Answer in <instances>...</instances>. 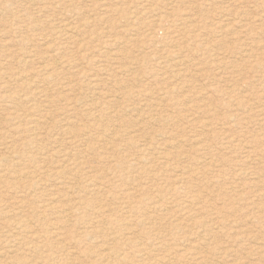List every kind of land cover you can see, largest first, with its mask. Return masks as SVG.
Masks as SVG:
<instances>
[{"label": "rangeland", "instance_id": "rangeland-1", "mask_svg": "<svg viewBox=\"0 0 264 264\" xmlns=\"http://www.w3.org/2000/svg\"><path fill=\"white\" fill-rule=\"evenodd\" d=\"M0 35V142L13 150L7 159L0 150V264H264L254 251L264 249V0H0ZM38 65L58 73L39 85L44 98L5 77L36 80ZM18 110L37 123L10 120ZM175 141L180 152L168 158ZM61 165L81 177L67 194L53 180L35 193L15 184L14 167L30 176ZM20 216L30 221L22 231ZM106 251L112 258L101 257Z\"/></svg>", "mask_w": 264, "mask_h": 264}, {"label": "bare ground", "instance_id": "bare-ground-1", "mask_svg": "<svg viewBox=\"0 0 264 264\" xmlns=\"http://www.w3.org/2000/svg\"><path fill=\"white\" fill-rule=\"evenodd\" d=\"M56 2V1H55ZM1 7H2V5H1ZM8 7V6H7ZM9 9V8H8ZM7 9V10H8ZM3 12V11H2ZM5 12V11H4ZM10 14H12V13H10ZM8 15V14H7ZM10 16V15H9ZM160 17V16H159ZM19 24V23H18ZM62 24V23H61ZM67 28V27H66ZM54 29H55V27H54ZM58 29V28H57ZM63 29V28H62ZM56 30V29H55ZM61 31L62 30H60L59 32H58V34H59V36H61ZM7 35V34H6ZM49 35V34H48ZM65 35H67V34H65ZM1 36V35H0ZM51 37H52V35H50ZM49 36V37H50ZM63 38H64V35L62 36ZM1 38V37H0ZM41 39V38H40ZM43 39V38H42ZM45 39H47V38H45ZM61 39V38H60ZM52 40H53V38H52ZM45 41V40H44ZM44 43V42H43ZM62 44V43H61ZM42 52V51H41ZM58 52H60V51H58ZM21 54V53H20ZM23 54H25V53H23ZM23 54H21V55H19L20 56V58H19V60L18 61H20L21 63H19V64H21V65H24V64H28V63H26L27 61L23 58ZM13 55V54H12ZM26 55V54H25ZM24 55V56H25ZM35 55V54H34ZM58 56V55H57ZM56 57V56H55ZM37 58H39V59H37V60H41L40 62H42V63H44L45 62V64H46V66L49 64V61H51L50 59H48V60H45V61H42V57L40 58V57H37ZM47 58V57H46ZM61 58H62V56H61ZM61 58H59V59H61ZM35 59V58H34ZM61 61V60H60ZM181 61V60H180ZM53 62V64L52 65H57V63L56 62H54V61H52ZM35 63V62H34ZM50 65V64H49ZM180 65V64H179ZM182 66L184 65V63L183 64H181ZM29 66H31V64L29 65ZM39 66V65H38ZM43 66V65H42ZM178 66V65H177ZM185 66V65H184ZM27 67V66H26ZM33 67V66H32ZM59 67V66H58ZM7 68V67H6ZM28 68V67H27ZM173 68H175V67H173ZM2 70H3V68H1ZM22 69V68H21ZM25 69V68H24ZM32 69V68H31ZM45 69V67L43 68V67H38V70L36 71L37 73L36 74H38L39 73V75H36V80H33V77L31 76V77H23V76H18V75H15V74H12V73H10V74H8V75H5V77L7 78V80L9 81V82H11V83H18V82H20V83H18V84H21L20 85V87L22 88V89H29V87L30 88H32V87H34L33 89L34 90H36V94H38V96H42L43 98H44V92L45 91H43V90H39V85H42V84H44V85H48V84H53V82L54 81H56L57 80V77H58V73L57 74H55V70H56V68L55 69H53V70H51V74L50 75H47L48 74V72H46V69ZM58 69V68H57ZM12 70V69H11ZM33 70V69H32ZM41 70H43V71H41ZM9 71V70H8ZM24 71H26V70H24ZM23 71V72H24ZM178 71V70H177ZM32 73H34V72H32ZM5 74H7V73H5ZM5 81V80H4ZM3 82V81H2ZM9 84V83H8ZM1 85V84H0ZM38 85V86H37ZM6 86H8V85H6ZM18 88V87H17ZM3 89V88H2ZM20 89V88H19ZM32 89V90H33ZM4 90V89H3ZM9 90V89H8ZM46 90V89H45ZM1 91V90H0ZM2 92V91H1ZM29 92H31V91H29ZM50 92V91H49ZM48 92V93H49ZM18 93H19V91H18ZM18 93H17V95H18ZM6 94V93H5ZM5 94H3V95H5ZM15 94V93H14ZM24 94L26 95V94H28V92L27 93H25L24 92ZM2 95V94H1ZM22 95V94H21ZM37 96V97H38ZM49 96V95H48ZM5 97V96H4ZM3 96H2V98H4ZM9 98V97H8ZM32 98H34V97H32ZM47 98V97H46ZM49 98V97H48ZM5 99V98H4ZM63 99V98H62ZM2 100V99H1ZM0 100V101H1ZM12 100H15V99H12ZM63 100H66V99H63ZM5 101V104L7 103L6 102V100H4ZM16 101V100H15ZM13 102V101H12ZM12 102L11 103H9V104H12ZM15 103V102H14ZM16 103H18V102H16ZM153 103V102H152ZM50 103H48V105H49ZM53 104V103H52ZM148 104V103H147ZM154 104V103H153ZM152 104V105H153ZM13 105V104H12ZM22 105H23V103H22ZM33 105H35V104H33ZM151 105V106H152ZM155 105V104H154ZM17 106V105H16ZM40 106V105H39ZM145 106H146V104H145ZM150 106V107H151ZM12 107V106H11ZM21 107V106H20ZM19 107V108H20ZM154 107V106H153ZM152 107V108H153ZM17 108V107H16ZM25 108H26V106H25ZM149 108V107H148ZM146 109H147V107H146ZM27 110V109H26ZM29 110V109H28ZM38 110V109H37ZM36 109H35V111H37ZM152 110V109H151ZM122 112V111H121ZM259 112V111H258ZM35 113V112H34ZM39 113V112H38ZM123 113H124V111H123ZM262 113V112H261ZM37 114V113H36ZM129 114V113H128ZM148 114V113H147ZM150 115H151V113H149ZM111 115V114H110ZM118 115H119V113H118ZM122 115V117H123V114H121ZM121 115H119V116H121ZM130 115V114H129ZM261 115V114H260ZM259 115V116H260ZM264 114H262V116H263ZM35 115L34 114H29L27 111H22V113L20 114V112H19V110H18V112H17V114L15 113V112H9L8 113V117L10 118V120H15V119H23V121H25L24 119H26L27 117H28V121H29V123H28V125L30 124V125H35L36 123H37V119L34 117ZM145 116V115H144ZM159 116V115H158ZM118 117V116H117ZM124 117H126L125 115H124ZM149 116H147V118H148ZM151 117V116H150ZM154 117H157V116H154ZM159 117H161V116H159ZM264 117V116H263ZM49 118V117H48ZM53 118V117H52ZM109 118V117H108ZM107 118V119H108ZM112 118V117H111ZM115 118V117H114ZM234 118V117H233ZM236 118V117H235ZM3 119V118H2ZM1 119V120H2ZM116 119V118H115ZM114 119V120H115ZM118 119V118H117ZM123 119V118H122ZM122 119H120V120H122ZM125 119V118H124ZM139 119V118H138ZM143 120H144V118H142ZM151 119L152 118H150V121H151ZM160 119V118H159ZM53 120V119H52ZM51 120V121H52ZM119 120V119H118ZM236 120V119H235ZM244 120V119H243ZM8 121V120H7ZM108 121H110V120H108ZM142 121V120H141ZM147 121V120H146ZM17 122V121H16ZM42 122V121H41ZM57 122V121H56ZM152 122V121H151ZM19 123V122H18ZM40 123V122H39ZM66 123V122H65ZM109 123V122H108ZM124 123V122H123ZM141 123V122H140ZM143 123V122H142ZM148 123H150V122H148ZM147 123V124H148ZM155 123H156V121H155ZM6 124V123H5ZM10 124H11V122H10ZM20 124V123H19ZM61 124H63V123H61ZM60 124V125H61ZM129 124H131V123H129ZM135 124V123H134ZM16 125V124H15ZM20 125H22V123L20 124ZM26 125H27V123H26ZM29 125V126H30ZM56 125V124H55ZM59 125V124H58ZM115 125V124H114ZM124 125H126V124H124ZM123 125V126H124ZM128 125V124H127ZM126 125V126H127ZM150 125V124H149ZM19 126V125H18ZM17 126V127H18ZM57 126V125H56ZM68 127L70 126V127H72V125L71 124H69V125H67ZM107 126H108V124H107ZM113 126V125H112ZM143 126V125H142ZM204 126H205V124H204ZM60 127V126H59ZM74 127V126H73ZM129 127V126H128ZM136 127V126H135ZM134 127V128H135ZM205 127H207V126H205ZM19 128V127H18ZM23 128V127H22ZM34 128V127H33ZM56 128V127H55ZM60 128H64V125L62 126L61 125V127ZM108 128V127H107ZM133 128V127H132ZM132 128H130V129H132ZM141 128V127H140ZM10 129V128H9ZM36 129V128H35ZM49 129V128H48ZM71 128H69V129H67V130H65L66 131V133L67 134H75L74 136H76L77 135V133L76 132H73V128H72V132H71V130H70ZM75 129V128H74ZM110 129V128H109ZM109 129H108V131H109ZM121 129V128H120ZM126 129H129V128H126ZM137 129V128H136ZM8 130V129H7ZM63 130V129H62ZM68 130H70L69 132H68ZM111 130V129H110ZM114 130V129H113ZM112 130V131H113ZM135 130V129H134ZM138 130V129H137ZM26 131V130H25ZM28 131H30V130H28ZM64 131V132H65ZM106 131V130H105ZM139 131H140V129H139ZM17 132L19 133V131L17 130ZM17 132H16V135H17ZM36 132V131H35ZM51 132V131H50ZM49 132V133H50ZM123 132V131H122ZM126 132V131H125ZM129 132V131H128ZM48 133V134H49ZM66 133H64V134H66ZM106 132H104V134H105ZM43 134V133H42ZM109 134H110V132H109ZM109 134H107V136H109V137H111ZM117 134H119V133H115V134H112V135H117ZM134 134V133H133ZM159 134V133H158ZM14 135V134H13ZM27 135V134H26ZM40 135H41V133H40ZM84 135H87V133H84ZM127 135V134H126ZM135 135H137V134H135ZM139 135V134H138ZM157 135V134H156ZM161 135V134H160ZM159 135V136H160ZM5 136H7V135H5ZM47 137L49 136V135H46ZM162 136V135H161ZM228 136H230V135H228ZM27 137V136H26ZM25 137V138H26ZM30 137V136H29ZM87 137H90L89 135L87 136ZM121 137V136H120ZM157 137V136H156ZM155 137V138H156ZM191 137V136H190ZM111 138H113V137H111ZM144 138H145V136H144ZM149 138V137H148ZM153 138V137H152ZM199 138V137H198ZM225 138H227L228 139V137L226 136ZM231 138V137H230ZM233 138H236V137H233ZM117 139V138H116ZM123 139H124V137H123ZM137 139V138H136ZM203 139V138H202ZM226 139V140H227ZM237 139V138H236ZM235 139V140H236ZM239 139H241V138H239L238 137V140ZM41 140V139H40ZM87 139L85 138V141H86ZM88 140H89V138H88ZM133 140V139H132ZM132 140L130 141V140H128V141H130V142H132ZM151 140V139H150ZM193 140H195V138H193ZM230 140V139H229ZM244 140V139H243ZM242 140V141H243ZM251 140H254V139H250V140H248V141H251ZM256 140V142H258V140L257 139H255ZM6 141V140H5ZM20 141V140H19ZM18 141V142H19ZM58 141V140H57ZM148 141V140H147ZM196 141H198V140H196ZM237 141V140H236ZM235 141V142H236ZM246 141V140H245ZM17 142V141H16ZM87 142V141H86ZM129 142V143H130ZM133 142H136L135 141V139H134V141ZM175 142H177V143H169L168 144V148H166V150H167V157L169 158V157H173V158H175V156H177V154H179V152L177 151V149H179V147H180V145L182 144V143H179L178 141H175ZM188 142V141H187ZM190 142V141H189ZM188 142V143H189ZM199 142V141H198ZM197 142V143H198ZM200 142H202L203 143V141H201L200 140ZM199 142V143H200ZM227 142V141H226ZM228 142H230V141H228ZM232 142V141H231ZM234 142V141H233ZM244 142V141H243ZM253 142H255V141H253ZM253 142L251 141V143L253 144ZM125 143V142H124ZM139 143V142H138ZM150 143H152L151 141H150ZM150 143H147V145H149ZM194 143H196V142H194ZM57 145L59 144L58 142L56 143ZM130 144H132V143H130ZM243 144V143H242ZM245 144V143H244ZM125 145V144H124ZM135 145L136 144H134V147H135ZM146 145V146H147ZM187 145V144H186ZM192 145V144H191ZM195 145V144H194ZM198 145H200V144H198ZM229 145H231V144H229ZM248 145H250L249 143H248ZM247 145V146H248ZM154 146V145H153ZM155 146H157L156 144H155ZM187 146H190V145H187ZM196 146V145H195ZM233 146V145H232ZM127 147V146H126ZM138 147H140V146H138ZM149 147H150V145H149ZM191 147V146H190ZM204 147V149H205V146H203ZM202 147V148H203ZM208 147V146H207ZM212 147V146H211ZM225 147H229V146H225ZM237 147V146H236ZM239 147V146H238ZM252 147V146H251ZM34 148V147H33ZM137 147H135V149H136ZM151 148H152V145H151ZM159 148V147H158ZM161 148V147H160ZM213 148V147H212ZM230 149L232 148V147H229ZM28 149V148H27ZM146 149V148H145ZM154 150H155V148H153ZM153 149H150V150H153ZM207 149V148H206ZM210 149V148H209ZM0 150H1V156H2V158H9L10 157V155H11V153H12V147H10L9 145H7V143H4V142H0ZM12 150V151H11ZM138 150V149H137ZM140 150V149H139ZM142 150V149H141ZM158 150V149H157ZM195 150V149H194ZM213 150V149H212ZM212 150H210V152L212 151ZM235 150V149H234ZM241 150V149H240ZM53 151V150H52ZM146 151V150H145ZM159 151V150H158ZM158 151H153V152H156V153H158ZM200 151V150H199ZM205 151V150H204ZM203 151V152H204ZM253 151V150H252ZM47 152V151H46ZM136 153H140V152H137V151H135ZM143 152V151H142ZM160 152L161 151H159V154H160ZM209 152V153H210ZM213 152V151H212ZM254 152V151H253ZM49 153V152H48ZM182 153V152H181ZM185 153V152H184ZM191 153H193V152H191ZM191 153H190V156L189 157H191L192 159H193V157H194V155H196L195 153H194V155H193V157L191 156ZM197 153H199V152H197ZM208 153V152H207ZM208 153V154H209ZM19 154V153H18ZM163 154V153H162ZM161 154V155H162ZM187 154V153H186ZM201 154V153H200ZM203 154V153H202ZM258 154H259V152H258ZM144 155V154H143ZM183 155V154H182ZM204 155V154H203ZM203 155H202V157H203ZM211 155H213V154H211ZM252 155V154H251ZM263 155V154H262ZM261 155V156H262ZM44 156V155H43ZM56 156V155H55ZM134 156H138L137 154L136 155H134ZM145 156V155H144ZM144 156H142V159H143V157ZM163 156V155H162ZM179 156V155H178ZM205 156V155H204ZM255 156H257V155H255ZM259 156H260V154H259ZM39 157V156H38ZM110 157V156H109ZM108 157V158H109ZM141 157V156H140ZM200 157H201V155H200ZM205 157H208V155L207 156H205ZM247 157V156H246ZM245 157V158H246ZM258 157V156H257ZM55 158V157H54ZM165 158V157H164ZM179 158V157H178ZM196 158V157H195ZM204 158V157H203ZM203 158H200V159H202L201 161H205V160H203ZM220 158V157H219ZM244 158V159H245ZM11 159V158H10ZM70 159H71V157H70ZM137 159V158H136ZM184 159V158H183ZM190 159V158H189ZM191 159V161H194V160H192ZM199 159V158H198ZM197 159V160H198ZM207 159V158H206ZM212 159V158H211ZM210 159V160H211ZM41 160V159H40ZM45 160V159H44ZM43 160V161H44ZM140 161H141V163H144V161L143 160H141V159H139ZM161 160H162V158H161ZM164 160V159H163ZM216 160V159H215ZM219 160V159H218ZM221 160V159H220ZM224 160V159H223ZM226 160V159H225ZM261 160V159H260ZM4 161V160H3ZM14 161V160H13ZM149 161V160H148ZM148 161H146L145 160V162H148ZM165 161V160H164ZM166 161H167V159H166ZM170 161H173L172 160V158H171V160ZM169 161V162H170ZM196 161V160H195ZM227 161H229L228 159H227ZM231 161V160H230ZM15 162V161H14ZM39 162V161H38ZM48 162V161H47ZM132 162V161H131ZM213 162V161H212ZM219 162V161H218ZM217 162V163H218ZM220 162H222V161H220ZM232 162V161H231ZM231 162H230V164H231ZM249 161H247V163H248ZM263 162V161H262ZM32 163V162H31ZM168 163V162H167ZM192 163V162H191ZM194 163V162H193ZM196 163V162H195ZM198 163V162H197ZM204 163V162H203ZM206 163H208L207 161H206ZM224 163V162H223ZM234 163V162H233ZM232 163V164H233ZM237 163V162H236ZM256 163V162H255ZM23 164V163H22ZM35 164V163H34ZM211 164H214V163H211ZM235 164V163H234ZM242 164H244L243 162H242ZM7 165V164H6ZM9 165V164H8ZM17 165V164H16ZM38 165V164H37ZM137 165V164H136ZM135 165V166H136ZM141 165V164H140ZM196 165V164H195ZM206 165V164H205ZM215 165V164H214ZM222 165V164H221ZM220 165V166H221ZM229 165V164H228ZM246 164H244V166H245ZM248 165V164H247ZM258 165V164H257ZM264 165V164H263ZM33 166V165H32ZM73 166V165H72ZM75 166V165H74ZM135 166H134V168H135ZM190 166H192V165H190ZM199 166V165H198ZM202 166V165H201ZM207 166V165H206ZM235 166H237V165H235ZM239 166V165H238ZM243 166V167H244ZM262 166V165H261ZM1 167V166H0ZM137 167V166H136ZM196 167V166H195ZM205 167V166H204ZM203 167V168H204ZM213 167V166H212ZM216 167V166H215ZM215 167H213V168H215ZM225 167V166H224ZM231 167V166H230ZM230 167H228V168H230ZM246 167V166H245ZM3 168V167H2ZM65 168V165H61V170H56V171H53L52 173H50V174H48V173H45V172H40L39 170H40V168H36L35 170H32L31 171V169H29L28 168V170H30L31 172H28L27 174L28 175H30V174H32V175H30V176H27L26 174H20V173H18L17 171H16V169H17V167H14V169L12 170V172L14 173V179H16L15 181V184L18 186V188H21L23 191H29L30 193H35V192H37V190L39 189V188H41L40 186L43 184V183H46V182H49V181H55V186L56 187H58V188H56L57 190H61V192H63V193H65V194H67L66 193V191L65 190H67V189H69V187L67 186V185H69V184H72L73 182L74 183H77L78 181L77 180H81V179H78V178H81V177H78V176H76L75 174H73V170L71 169V168H68V174H65V172H64V169ZM138 168V167H137ZM208 168H210V170H211V167H208ZM216 168H218V167H216ZM234 168V167H233ZM1 169V168H0ZM9 169V168H8ZM163 169V168H162ZM196 169V168H195ZM221 169H224V168H221ZM221 169H218V170H221ZM235 169H236V167H235ZM259 169H261V167L259 168ZM264 169V168H263ZM25 170H27V169H25ZM189 170V169H188ZM188 170H186V171H188ZM200 170V169H199ZM205 170L206 169H203V171L205 172ZM225 170V169H224ZM223 170V171H224ZM227 170V169H226ZM225 170V171H226ZM237 170H238V167H237ZM240 170V169H239ZM18 171H20V170H18ZM191 171V170H190ZM193 171V170H192ZM195 171V170H194ZM202 171V170H201ZM222 171V170H221ZM222 171V174L224 173ZM241 171V170H240ZM2 172H5V170L4 169H2V170H0V173H2ZM210 172V171H209ZM208 172V173H209ZM180 173V172H179ZM178 173V174H179ZM188 173V172H187ZM190 173V172H189ZM206 173V172H205ZM193 174V173H192ZM202 174V173H201ZM237 174V173H236ZM253 174V173H252ZM1 175V174H0ZM188 175V174H187ZM242 175V174H241ZM184 176V175H183ZM188 176H190V175H188ZM223 176V175H222ZM252 176H254V175H252ZM4 177V176H3ZM86 177V176H85ZM181 177V176H180ZM179 177V178H180ZM185 177H187V176H185ZM235 177V176H234ZM237 177V176H236ZM23 178H26V180L25 181H23ZM198 178V177H197ZM88 179V178H87ZM89 179H90V183L92 184V186L94 187V190H96L97 192H96V194L98 193V191H99V185L101 184L100 183V181L99 180H97L96 179V177H89ZM182 179V178H181ZM185 179V178H184ZM188 179H190L189 177H188ZM187 179V180H188ZM192 179V178H191ZM186 180V181H187ZM195 180V179H194ZM240 180V179H239ZM85 181V180H84ZM99 181V182H98ZM183 180H181V183H183L182 182ZM190 181H192V180H189V182ZM86 182V181H85ZM176 182V181H175ZM179 182V181H178ZM185 182V181H184ZM188 182V181H187ZM195 182V181H194ZM214 182V181H213ZM238 182V181H237ZM53 183V182H52ZM209 183V182H208ZM212 183V182H211ZM5 184V183H4ZM83 184V183H82ZM190 184H191V182H190ZM102 185V184H101ZM100 185V186H101ZM212 185H214V183H212ZM7 186V185H6ZM53 186V185H52ZM81 186H83V185H81ZM208 187V186H207ZM85 189V188H84ZM88 189V188H87ZM89 189H91V188H89ZM173 189V188H172ZM237 189V188H236ZM235 189V190H236ZM79 190V189H78ZM174 190V189H173ZM233 190L234 189H232V192H233ZM234 190V191H235ZM82 191V190H81ZM84 191V190H83ZM88 191V190H87ZM105 191V190H104ZM231 191V190H230ZM89 192V191H88ZM156 192H158V191H156ZM171 192H177V191H172L171 190ZM17 194H19V193H17ZM90 194V193H89ZM103 194V193H102ZM153 194H155V193H153ZM157 194H159V193H157ZM157 194H156V196H157ZM12 195V194H11ZM143 195V194H142ZM260 196H261V194H259ZM263 195V194H262ZM49 196L50 195H48L47 197L49 198ZM54 196V195H53ZM64 196V195H63ZM159 197H160V195H158ZM157 196V197H158ZM166 196V195H165ZM43 197V196H42ZM101 197V196H100ZM130 197V196H129ZM132 197V196H131ZM130 197V198H131ZM164 196H162V198H163ZM194 197V196H193ZM36 198V197H35ZM12 199V198H11ZM10 199V200H11ZM98 199V198H97ZM96 199V200H97ZM126 199V198H125ZM128 199V198H127ZM133 199V198H132ZM195 199V198H194ZM198 197H197V201H198ZM72 200V199H71ZM99 200V199H98ZM121 200H123L122 198H121ZM129 201H131L130 199H128ZM163 200V199H162ZM190 200H192V199H190ZM201 200V199H200ZM199 200V201H200ZM262 200H264V198L262 199ZM33 201V200H32ZM86 201V200H85ZM134 201V200H133ZM136 201H137V199H136ZM135 201V202H136ZM138 201H139V199H138ZM165 201H166V198H165ZM194 201V200H193ZM192 201V202H193ZM196 201V200H195ZM196 201V202H197ZM198 201V202H199ZM0 202H2L1 200H0ZM71 202V201H70ZM89 202V201H88ZM98 202V201H97ZM123 203H125L126 201H122ZM121 201H120V203H122ZM161 202V201H160ZM197 202V203H198ZM203 202V201H202ZM201 202V203H202ZM37 203V202H36ZM53 203L54 202H49L48 204H51L52 206H50V208H54V209H59V207L58 206H54L53 205ZM61 203V202H60ZM84 203V202H83ZM90 203V202H89ZM96 203V202H95ZM107 203V202H106ZM134 203V202H133ZM154 203V202H153ZM188 203H189V200H188ZM264 202H262V204H263ZM21 213H22V208L23 207H26V205H24L22 202H21ZM39 204H40V202H39ZM62 204V203H61ZM64 204V203H63ZM86 204V203H85ZM99 204V203H98ZM98 204H96V205H98ZM126 204V203H125ZM130 204H132V202L130 203ZM196 204V203H195ZM118 205V204H117ZM126 205H128V204H126ZM125 205V206H126ZM170 205H172V204H170ZM201 205V204H200ZM39 206V205H38ZM61 206V205H60ZM89 206V205H88ZM88 206H87V208H88ZM93 206H95V205H93ZM105 206V205H104ZM116 206V205H115ZM120 206H121V204H120ZM119 206V207H120ZM133 206H134V204H133ZM159 206H161V205H159ZM189 206H191L190 204H189ZM197 206V205H196ZM264 206V205H263ZM41 207H43V206H41ZM40 207V208H41ZM73 207L74 206H70V207H68V208H61L64 212H68V210H71V209H73ZM108 207V206H107ZM127 207V206H126ZM125 207V208H126ZM155 207V206H154ZM179 208V205L178 206H176V208ZM188 207V206H187ZM187 207H185V208H187ZM195 207V206H194ZM201 207V206H200ZM203 207V206H202ZM201 207V208H202ZM38 208V207H37ZM44 208V207H43ZM116 208V207H115ZM128 208V207H127ZM133 208V207H132ZM148 208V207H147ZM150 208V207H149ZM157 208V207H156ZM156 208H155V210H156ZM184 208V209H185ZM189 208V207H188ZM201 208H199V209H201ZM262 208V207H261ZM31 209V208H30ZM49 209V208H48ZM80 209V208H79ZM117 209V208H116ZM135 209V208H134ZM191 209V208H190ZM196 209H197V207H196ZM264 209V208H263ZM7 210V209H6ZM9 210V209H8ZM16 210V209H15ZM90 210V209H89ZM91 210H92V208H91ZM133 210V209H132ZM178 210V209H177ZM202 210V209H201ZM29 211V210H28ZM27 211V212H28ZM36 211V210H35ZM51 211V210H50ZM83 211V210H82ZM134 211V210H133ZM133 211H131V212H133ZM136 211H138V210H136ZM140 211H141V208H140ZM198 211V210H197ZM230 211V210H229ZM228 211V212H229ZM1 212V211H0ZM40 212V211H39ZM60 212H62V211H60ZM110 212V211H109ZM127 212V211H126ZM129 212V211H128ZM155 212V211H154ZM153 212V213H154ZM181 212V211H180ZM179 212V213H180ZM182 212H183V210H182ZM181 212V213H182ZM184 212H185V210H184ZM199 212V211H198ZM219 212V211H218ZM217 212V213H218ZM231 212V211H230ZM3 213V212H2ZM52 213V212H51ZM63 213V212H62ZM70 213V212H69ZM100 213H101V211H100ZM100 213H99V215H100ZM143 213H144V211H143ZM152 213V212H151ZM220 213V212H219ZM219 213L217 214V215H219ZM263 213H264V211H263ZM262 213V214H263ZM1 214V213H0ZM47 214V213H46ZM50 214V213H49ZM127 214V213H126ZM224 214V213H223ZM7 215V214H6ZM60 215V214H59ZM63 215V214H62ZM128 215V214H127ZM135 215H136V212H135ZM147 215V214H146ZM214 215H216V214H214ZM216 215V216H217ZM225 215H228V213H226ZM23 216V215H22ZM70 216V215H69ZM106 217V215H103V217ZM131 216H133V215H131ZM145 216V215H144ZM42 217V216H41ZM44 217V216H43ZM65 217H66V215H65ZM134 217V216H133ZM142 217V216H141ZM140 217V219H143V217L141 218ZM215 217V216H214ZM218 217V216H217ZM223 217V216H222ZM264 217V216H263ZM33 218V217H32ZM64 218V217H63ZM68 218V217H67ZM85 218V217H84ZM132 218V217H131ZM153 217H151L149 220H151ZM219 218H221V217H219ZM225 218V217H224ZM28 219V218H27ZM27 219L25 220V219H23L21 216L18 218V220L16 221V223H15V225H16V228L18 229V230H20V231H22V229H27V228H29V223H30V221L28 220L27 221ZM61 219H62V217H61ZM66 219V218H65ZM69 219H71V218H69ZM128 219V218H127ZM213 219V218H212ZM215 219H217L216 217L214 218V221H215ZM95 220V219H94ZM153 220V219H152ZM223 220V219H222ZM222 220H221V222H222ZM264 220V219H263ZM32 221V220H31ZM35 221V220H34ZM33 221V222H34ZM81 221V220H80ZM112 221V220H111ZM111 221H110V223H111ZM132 221V220H131ZM134 221V220H133ZM136 221V220H135ZM144 221H147V220H144ZM219 221V220H218ZM234 221V220H233ZM253 221V220H252ZM67 222V221H66ZM103 222V221H102ZM123 222H125V220H123ZM142 222V221H141ZM147 222H149V221H147ZM212 222V221H211ZM226 222V221H225ZM224 222V223H225ZM256 222H258V221H256ZM6 223V222H5ZM44 223V222H43ZM81 223H84L83 222V220H82V222H78V225L79 224H81ZM106 223V222H105ZM149 223H151V222H149ZM198 223H200V222H197V224ZM204 223V222H203ZM260 223H262L261 221L259 222V225H260ZM68 224V223H67ZM77 224V223H76ZM115 224H117V223H115ZM123 224V223H122ZM134 224V223H133ZM137 224V223H136ZM143 224V223H142ZM141 224V225H142ZM205 224V223H204ZM203 224V225H204ZM208 224V223H207ZM212 224V223H211ZM215 224H216V222H215ZM214 224V225H215ZM223 224V223H222ZM221 224V225H222ZM45 225V224H44ZM107 225V224H106ZM121 225V224H120ZM131 225V224H130ZM139 225H140V223H139ZM213 224H212V226H214ZM219 225V224H218ZM221 225H219V226H221ZM258 225V226H259ZM47 226V225H46ZM137 226V225H136ZM146 226V225H145ZM199 226V225H198ZM216 226V225H215ZM223 226V225H222ZM256 226H257V224H256ZM124 227H125V225H124ZM132 227V226H131ZM130 227V228H131ZM151 227V226H150ZM176 227V226H175ZM179 227V226H178ZM178 227H177V229H178ZM203 227H205V225L203 226ZM202 226H200V228H203ZM207 227V226H206ZM205 227V228H206ZM210 227V226H209ZM208 227V228H209ZM13 228H15V227H13ZM83 228V227H82ZM81 228V229H82ZM129 228V227H128ZM133 228V227H132ZM207 228V229H208ZM221 228V227H220ZM258 228V227H257ZM261 228V227H260ZM86 230H87V227L85 228ZM137 229H139V228H137ZM218 229V228H217ZM255 229V228H254ZM259 229V228H258ZM257 229V230H258ZM213 230H215V229H213ZM220 230V229H219ZM127 231H128V229H127ZM130 231V230H129ZM203 231V230H202ZM86 232V231H85ZM135 232V231H134ZM133 232V233H134ZM206 233H207V231H206ZM206 233H205V235H206ZM245 233V232H244ZM36 234H37V232H36ZM204 234V233H203ZM247 234V233H246ZM35 235V234H34ZM204 235V236H205ZM216 235V239H217V234H215ZM242 235L243 234H241V237H242ZM49 236V235H48ZM228 236V235H227ZM232 236H234V235H232ZM235 236H236V234H235ZM240 236V235H239ZM244 237H245V235H243ZM253 236V235H252ZM40 237V236H39ZM50 237V236H49ZM228 237H231V236H228ZM227 237V238H228ZM237 237V236H236ZM85 238V237H84ZM208 238V237H207ZM214 238V237H213ZM226 238V239H227ZM51 239V238H50ZM53 239V238H52ZM230 239H232V237L230 238ZM237 239V238H236ZM244 239V238H243ZM186 240V239H185ZM206 240V239H205ZM211 240H214V239H212L211 238ZM228 240V239H227ZM235 240V239H234ZM252 240H253V238H252ZM1 241V240H0ZM36 241V240H35ZM37 241H38V239H37ZM188 240H186V242H187ZM204 241V240H203ZM217 241H219L218 239H217ZM230 241V240H229ZM9 242V241H8ZM204 242H206V241H204ZM208 242V241H207ZM227 242V241H226ZM231 242V241H230ZM245 242V241H244ZM32 243H33V241H32ZM45 243V242H44ZM63 243V242H62ZM190 243H191V241H190ZM228 243V242H227ZM235 243V242H234ZM240 243V242H239ZM6 244V243H5ZM20 244V243H19ZM42 244H43V242H42ZM187 244H189V243H187ZM186 243H185V245H187ZM192 244V243H191ZM202 244V243H201ZM205 244V243H204ZM229 244V243H228ZM231 244V243H230ZM236 244V243H235ZM44 245V244H43ZM222 245H225V243H222ZM237 245V244H236ZM19 246V245H18ZM158 246H161V245H158ZM206 246V245H205ZM231 246V245H230ZM69 247H71V246H69ZM188 247V246H187ZM197 247H199V246H197ZM228 247V246H227ZM233 247V246H232ZM237 247V246H236ZM9 248V247H8ZM50 248V247H49ZM159 247H157V249H158ZM185 248V247H184ZM183 248V249H184ZM193 248V247H192ZM205 248V247H204ZM230 248V247H229ZM16 249V248H15ZM51 249V248H50ZM56 249H58V248H56ZM62 249V248H61ZM187 249H190L189 247L187 248ZM199 248H197V250H198ZM201 249V248H200ZM206 249V248H205ZM204 249V250H205ZM228 249V248H227ZM237 249H239V248H237ZM6 250H7V248H6ZM63 250V249H62ZM65 250V249H64ZM192 250H194L195 251V249H192ZM226 250V249H225ZM230 250V249H229ZM0 251H1V249H0ZM9 251V250H8ZM39 251V250H38ZM60 251V250H59ZM168 251V250H167ZM184 251V250H183ZM255 253L257 254V255H260V256H263L264 257V249H262V248H260V247H257L255 250ZM14 252V251H13ZM17 252V251H16ZM52 252V251H51ZM107 252V251H106ZM147 252H148V250H147ZM191 252V251H190ZM196 252V251H195ZM234 252H236V251H234ZM233 252V253H234ZM15 253V252H14ZM101 253H104V252H101ZM149 253V252H148ZM188 254H189V252H187ZM202 253H203V251H202ZM219 253H220V255H221V251H219ZM231 253H232V251H231ZM230 253V254H231ZM41 254V253H40ZM68 254V253H67ZM147 254V253H146ZM166 254V253H165ZM170 254V253H169ZM226 254V253H225ZM224 254V255H225ZM1 255H2V253H1ZM5 255V254H4ZM184 255V254H183ZM239 255V254H238ZM51 256H53L52 255V253H51ZM174 256V255H173ZM191 256V255H190ZM229 256V255H228ZM47 257V256H46ZM49 257V256H48ZM73 257V256H72ZM101 257H104V259L106 260V259H110V258H112V255H111V253H109V252H107V253H104V254H102L101 255ZM114 257V256H113ZM169 257V256H168ZM168 257H166V258H168ZM170 257H172V254H171V256ZM187 257V256H186ZM192 257V256H191ZM198 257V256H197ZM196 257V258H197ZM259 257V256H258ZM74 258V257H73ZM143 258V257H142ZM212 258H214V256L212 257ZM47 259V258H46ZM53 259V258H52ZM76 259V258H75ZM162 259H164V258H162ZM189 259V258H188ZM193 259V258H192ZM226 259V258H225ZM116 260V263H118L119 262V259H115ZM124 260V259H123ZM195 260V259H194ZM200 260V259H199ZM233 260H235V261H237L236 259H233ZM260 260V259H259ZM263 259H261V261H262ZM50 261H53V260H51L50 259ZM162 261V260H161ZM168 261V260H167ZM196 261H198V259H196ZM220 261V260H219ZM225 261V260H224ZM190 262H193V261H190ZM225 262H227V261H225ZM198 263V262H197ZM196 263V264H197ZM216 263V262H215ZM13 264V263H12ZM225 264H228V262L227 263H225Z\"/></svg>", "mask_w": 264, "mask_h": 264}]
</instances>
